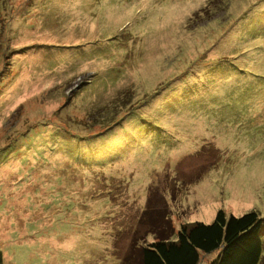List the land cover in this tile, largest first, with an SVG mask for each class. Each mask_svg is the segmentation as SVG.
<instances>
[{
    "label": "rangeland",
    "instance_id": "rangeland-1",
    "mask_svg": "<svg viewBox=\"0 0 264 264\" xmlns=\"http://www.w3.org/2000/svg\"><path fill=\"white\" fill-rule=\"evenodd\" d=\"M166 201L264 220V0H0L3 264H121Z\"/></svg>",
    "mask_w": 264,
    "mask_h": 264
},
{
    "label": "trees",
    "instance_id": "trees-1",
    "mask_svg": "<svg viewBox=\"0 0 264 264\" xmlns=\"http://www.w3.org/2000/svg\"><path fill=\"white\" fill-rule=\"evenodd\" d=\"M211 6L200 10L203 16L209 15L206 13ZM81 139L90 140L80 137L79 142ZM166 203L144 211L140 225L149 227L142 238L146 242L140 247L133 243L121 264H201L203 257L209 264H260L263 250L260 231L264 220L257 213L228 217L220 210L210 224L198 222L176 231ZM148 235L154 236L153 242L147 241ZM174 235L176 241L172 240ZM0 264H3L1 250Z\"/></svg>",
    "mask_w": 264,
    "mask_h": 264
}]
</instances>
